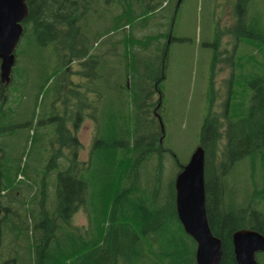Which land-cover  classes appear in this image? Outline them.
Returning <instances> with one entry per match:
<instances>
[{
	"label": "trees",
	"instance_id": "16d2710c",
	"mask_svg": "<svg viewBox=\"0 0 264 264\" xmlns=\"http://www.w3.org/2000/svg\"><path fill=\"white\" fill-rule=\"evenodd\" d=\"M183 2L27 0L23 37L50 48L57 65L49 74L44 64L27 74L20 66L8 85L0 81V264H196L197 245L176 211L175 178L185 161L165 145L156 116H163L168 52ZM251 9L244 17L253 32L239 34V42L264 56V29L248 16ZM16 57L17 66L23 52ZM230 66L238 73L220 111L209 99L197 144L205 150L207 215L222 241L221 264H237L236 231L264 235V63L244 53ZM66 86L75 110L63 100ZM86 120L94 132L82 160ZM20 134L15 147L4 145ZM81 211L83 226L74 222ZM257 260L264 264V253Z\"/></svg>",
	"mask_w": 264,
	"mask_h": 264
},
{
	"label": "rangeland",
	"instance_id": "374dc122",
	"mask_svg": "<svg viewBox=\"0 0 264 264\" xmlns=\"http://www.w3.org/2000/svg\"><path fill=\"white\" fill-rule=\"evenodd\" d=\"M247 2L248 0H184L176 16L173 25V36L176 40L169 47L166 79L163 81L164 111L162 118L165 126L164 143L174 150L179 159L185 161V164L197 147L204 117L209 107H212L209 99L215 98L213 108L218 112L221 110L222 101L228 96L229 80L232 74L238 73L237 70L232 72L230 66L232 58L249 53L256 55L257 59L264 63V56L261 52L258 53L247 46L244 47L243 43L239 42V38L244 33L253 32L250 27L251 17L249 19L244 17L246 8H252L248 11V16L253 14L252 21L257 17L264 29V0H253V3L246 7ZM119 11V8L114 9L113 14ZM237 16L242 21L236 27ZM171 19V13H168L165 19V30H169V27L171 29ZM244 20L246 24L243 23ZM154 23L156 22H151V25L153 26ZM235 27L237 32L234 31ZM151 28L154 29V26ZM136 34L142 36L144 32L142 30ZM18 49L19 52H23L24 60L17 66L15 65V77L18 72H21L22 67L25 68L24 73L26 74L31 71L37 72L42 64L47 74L54 71L57 61L52 50H48L50 48L41 50L36 45H28L26 36H22ZM68 79L77 81L79 78L70 74ZM64 90L63 100L70 99L68 109L75 108V99L67 94V86ZM12 91L16 108V85ZM35 91L36 88L29 101L30 105L34 104ZM155 99L157 103L159 96ZM54 100L52 95L48 100H44L47 110ZM41 107L40 104L39 108L42 111ZM64 107H66L65 104L62 108L60 107L59 111L63 116H65ZM29 109L32 110L30 106ZM93 132V123L89 120L84 121L79 131V138L83 144L80 154L82 160L88 158ZM22 140V134L7 136L4 139V145L15 147L16 142ZM173 160L175 158L169 155L167 158L169 168L166 174V177L171 175L169 181L175 178L173 174L176 170L172 166ZM74 222L80 226L86 225L85 213L81 211L76 214Z\"/></svg>",
	"mask_w": 264,
	"mask_h": 264
},
{
	"label": "water",
	"instance_id": "95a60500",
	"mask_svg": "<svg viewBox=\"0 0 264 264\" xmlns=\"http://www.w3.org/2000/svg\"><path fill=\"white\" fill-rule=\"evenodd\" d=\"M28 13L27 0H0V81L4 85L11 81L24 33L22 23ZM156 116L165 136L164 122ZM205 168V150L198 145L176 175V211L185 232L197 245L196 264H221L222 241L213 234L207 215ZM232 243L237 264H259L257 255L264 253V235L241 229L233 234Z\"/></svg>",
	"mask_w": 264,
	"mask_h": 264
},
{
	"label": "flooded vegetation",
	"instance_id": "af4514ba",
	"mask_svg": "<svg viewBox=\"0 0 264 264\" xmlns=\"http://www.w3.org/2000/svg\"><path fill=\"white\" fill-rule=\"evenodd\" d=\"M26 20V19H25ZM25 20L23 21L22 25H23V28L25 27ZM25 30V29H24Z\"/></svg>",
	"mask_w": 264,
	"mask_h": 264
}]
</instances>
